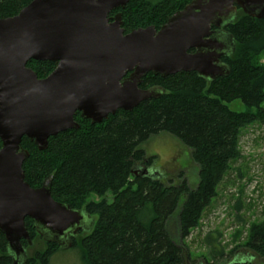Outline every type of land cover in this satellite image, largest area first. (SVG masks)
<instances>
[{"label":"trees","instance_id":"trees-1","mask_svg":"<svg viewBox=\"0 0 264 264\" xmlns=\"http://www.w3.org/2000/svg\"><path fill=\"white\" fill-rule=\"evenodd\" d=\"M32 1L0 0V20L17 16ZM192 1L131 0L110 18L121 14L126 34L148 27L159 30ZM222 31L235 41V52L222 58L228 76L209 81L196 72L168 77L151 73L141 89L162 88L165 93L134 111H120L101 124L77 113L79 129L50 138L44 151L23 139L22 148L30 154L23 166L26 182L41 188L51 178L55 201L97 218L93 230L73 242L84 264H186L185 241L199 227L232 165L241 159L244 131L264 125V19L239 9ZM57 65L30 61L27 67L44 79ZM236 101L246 107L245 112L230 109ZM161 133L192 150L200 167L197 188L191 189L186 181L166 184L143 171L135 174L136 167L155 165L156 159L141 147ZM92 195L101 201H90ZM25 227L33 247L26 241L23 246L28 251L36 247L27 264H49L59 246L47 243L31 219H26ZM246 246L264 258V225L251 228ZM206 247L210 264H237L221 263L225 252L212 236L206 237ZM12 263L8 242L0 232V264Z\"/></svg>","mask_w":264,"mask_h":264},{"label":"water","instance_id":"water-1","mask_svg":"<svg viewBox=\"0 0 264 264\" xmlns=\"http://www.w3.org/2000/svg\"><path fill=\"white\" fill-rule=\"evenodd\" d=\"M131 0H33L17 16L0 20V232L13 264H27V218L47 243L73 248L79 232L92 231L93 217L55 201L51 178L41 188L25 180L22 148L28 138L39 150L50 138L79 129L77 113L101 124L118 112H132L161 97L162 88L142 90L149 74L168 77L196 72L214 81L228 76L223 57L235 41L222 31L241 9L264 19V0H193L159 30L125 33L122 15ZM217 30H221L218 32ZM30 61L57 63L40 79ZM159 176L136 167L135 174ZM90 233V232H89Z\"/></svg>","mask_w":264,"mask_h":264},{"label":"rangeland","instance_id":"rangeland-1","mask_svg":"<svg viewBox=\"0 0 264 264\" xmlns=\"http://www.w3.org/2000/svg\"><path fill=\"white\" fill-rule=\"evenodd\" d=\"M261 63L264 64V58ZM229 107L235 112L246 111L240 101L229 104ZM240 146L241 159L232 165L199 227L185 241L186 264H210L207 259V236L217 239L223 248L225 259L221 263L264 264V258L246 246L251 228L264 225V125L246 129ZM141 148L148 157L156 159L151 170L159 175L162 182L180 185L186 181L191 189L198 187L200 167L193 159L192 150L177 138L161 133ZM107 199L110 200L111 196H107ZM90 201L98 202L101 199L92 195ZM89 232H79L77 239ZM35 251L36 247L28 253L33 256ZM49 264L84 263L81 250L71 248L58 251Z\"/></svg>","mask_w":264,"mask_h":264},{"label":"flooded vegetation","instance_id":"flooded-vegetation-1","mask_svg":"<svg viewBox=\"0 0 264 264\" xmlns=\"http://www.w3.org/2000/svg\"><path fill=\"white\" fill-rule=\"evenodd\" d=\"M218 32H221V30H217ZM146 169V168H145ZM246 263V262H245ZM13 264V263H12ZM237 264H241V263H237Z\"/></svg>","mask_w":264,"mask_h":264}]
</instances>
